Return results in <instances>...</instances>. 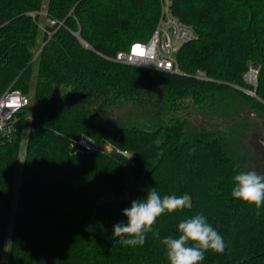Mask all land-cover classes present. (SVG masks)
I'll use <instances>...</instances> for the list:
<instances>
[{"label":"trees","instance_id":"trees-1","mask_svg":"<svg viewBox=\"0 0 264 264\" xmlns=\"http://www.w3.org/2000/svg\"><path fill=\"white\" fill-rule=\"evenodd\" d=\"M173 11L197 34L178 53L181 74L104 57L150 39L160 0H0V93L14 87L32 95L24 152L22 133L0 138V264H169L162 239L176 238L179 222L197 214L226 244L201 264H264V206L257 215L231 196L243 164L212 120L264 115V0H174ZM252 64L257 86L245 81ZM197 70L210 80L194 77ZM155 77L166 85L163 98L150 95ZM127 104L144 111L113 119ZM182 108L211 128L187 132ZM83 134L111 149L74 154ZM125 188L129 199L99 205ZM150 188L187 194L191 207L157 218L143 246L116 243L123 209Z\"/></svg>","mask_w":264,"mask_h":264},{"label":"clouds","instance_id":"clouds-1","mask_svg":"<svg viewBox=\"0 0 264 264\" xmlns=\"http://www.w3.org/2000/svg\"><path fill=\"white\" fill-rule=\"evenodd\" d=\"M260 143L264 148V141ZM237 167L240 170L232 178L231 196L247 205H254L259 215L264 206V167ZM190 207L187 194L161 196L155 188H150L145 198L133 200L129 208L123 209L122 214L127 221L113 226L116 243L125 247L143 246L146 234L153 230L157 218ZM161 243L165 246L169 264H201L207 251L223 254L226 248L224 238L203 214L181 220L178 236L164 237Z\"/></svg>","mask_w":264,"mask_h":264},{"label":"built area","instance_id":"built-area-1","mask_svg":"<svg viewBox=\"0 0 264 264\" xmlns=\"http://www.w3.org/2000/svg\"><path fill=\"white\" fill-rule=\"evenodd\" d=\"M160 1V17L150 39L135 42L127 50L119 51L112 57L104 56L106 59L150 70L182 73L178 62V53L186 43L195 40L197 34L192 26L184 23L175 15L174 0ZM40 14H44V12H40ZM30 15L36 17V12H31ZM75 35L87 48L92 49L80 37L79 33H75ZM141 53L143 54L141 55ZM258 73L259 67H254L252 64L245 75V81L250 85L257 86ZM194 77L203 81L210 80L207 73L202 70H197ZM29 108V97L20 89L9 87L0 93V138L11 140L19 133H24V122H32ZM72 149L74 154L83 155L102 151L105 146L91 135L83 134L73 141ZM24 159L22 154L19 160L20 164H23ZM1 264H5V261H2Z\"/></svg>","mask_w":264,"mask_h":264},{"label":"rangeland","instance_id":"rangeland-1","mask_svg":"<svg viewBox=\"0 0 264 264\" xmlns=\"http://www.w3.org/2000/svg\"><path fill=\"white\" fill-rule=\"evenodd\" d=\"M43 12L44 13L46 12V5L43 7ZM42 25H43V20H41V26ZM165 94H166L165 83L157 77L153 78V80L151 81V86H150V95L156 98L158 97L163 98ZM29 100L31 103L32 95L29 96ZM184 103L185 105H187L189 103V100L188 99L185 100ZM142 111L144 110H141V108L137 109L136 107H133L128 104L123 105L120 108H117L113 112V115H114L113 119L115 120L123 119L124 116H130L132 112H138V114H141ZM147 111H148V114L151 116L154 110H152V107H149ZM179 112L188 119L187 121L189 123H188L187 132L199 133L204 128H207V126L211 128L210 125H205L207 124V122L203 120L202 117L198 115L197 113H193L191 109L182 108L181 110H179ZM29 113H30V109H29ZM30 128H31V123L29 121H25L24 122L25 131L23 133V139H22L23 152L25 149L26 142L28 140ZM260 128L264 129V122H260L257 119H254L248 116H245L232 124L219 123L216 127H214V129L228 134V138L230 142L229 143L230 149L235 154L236 158L242 162L243 166L248 167V168L252 167V158H253V155H255V149H258V150L261 149V146L259 145V142L257 141L256 136L253 135L254 131L260 130ZM104 146H105V149L107 150L111 149V146L109 145L107 146L104 145ZM19 176H20V173L16 180L15 195H14L12 206H11V223L9 225L8 240H10L11 238L12 221H13V218L16 212Z\"/></svg>","mask_w":264,"mask_h":264},{"label":"water","instance_id":"water-1","mask_svg":"<svg viewBox=\"0 0 264 264\" xmlns=\"http://www.w3.org/2000/svg\"><path fill=\"white\" fill-rule=\"evenodd\" d=\"M254 67H258L257 64H254ZM245 92H247L250 95L255 96V93H252L250 90L247 89H243ZM248 116L254 119H257L260 122H264V115L263 114H259V113H255L253 111H242L240 112L237 116L231 118L230 120L227 119H218V118H212V120L221 123V124H232L234 122H236L237 120ZM254 136H256L257 141L259 142V145L261 146V141H264V130L263 128H260V130H256L254 131ZM261 147L260 150L255 149V155H253L252 158V167H264V149ZM130 191L128 188H125L121 191H113V192H109L105 195H103L100 199H99V205H103V204H107V203H115V202H120V201H124L130 198Z\"/></svg>","mask_w":264,"mask_h":264},{"label":"snow or ice","instance_id":"snow-or-ice-1","mask_svg":"<svg viewBox=\"0 0 264 264\" xmlns=\"http://www.w3.org/2000/svg\"><path fill=\"white\" fill-rule=\"evenodd\" d=\"M138 51H139V49H138ZM143 53H141V55H142Z\"/></svg>","mask_w":264,"mask_h":264},{"label":"flooded vegetation","instance_id":"flooded-vegetation-1","mask_svg":"<svg viewBox=\"0 0 264 264\" xmlns=\"http://www.w3.org/2000/svg\"><path fill=\"white\" fill-rule=\"evenodd\" d=\"M264 130V129H263Z\"/></svg>","mask_w":264,"mask_h":264}]
</instances>
